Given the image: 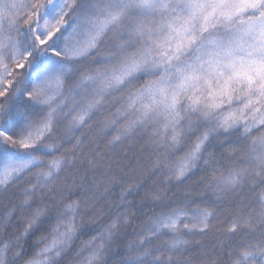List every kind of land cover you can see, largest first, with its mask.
<instances>
[{
	"label": "snow or ice",
	"instance_id": "obj_1",
	"mask_svg": "<svg viewBox=\"0 0 264 264\" xmlns=\"http://www.w3.org/2000/svg\"><path fill=\"white\" fill-rule=\"evenodd\" d=\"M0 198V264H264V0H0Z\"/></svg>",
	"mask_w": 264,
	"mask_h": 264
},
{
	"label": "trees",
	"instance_id": "obj_2",
	"mask_svg": "<svg viewBox=\"0 0 264 264\" xmlns=\"http://www.w3.org/2000/svg\"><path fill=\"white\" fill-rule=\"evenodd\" d=\"M143 143L144 142L142 140H134L131 142L130 146L126 145L125 148L128 150L130 156L141 155V145H143ZM147 155H148L147 151H144L143 159L145 163L147 162L146 161ZM132 162L135 163V159H133ZM199 178H200L199 175H197L193 179L198 180ZM155 179L156 178L154 177L153 180ZM149 184H151V182H149ZM13 191H15V189ZM115 191L118 193L119 189H115ZM134 204L135 207L131 209L133 212H136L137 214L141 212L145 214H150L151 204H149L148 202L145 201L142 203L139 199H136L134 201ZM7 207H8L7 200L4 198H0V213H3L7 209ZM137 223H139V221H137ZM87 238H88L87 236L83 237V239H87ZM215 240H216V236L213 234H209V236L205 238V243L210 245L214 243ZM76 243L77 245H79L80 241H77ZM126 243H127L126 240L116 241V244L113 246L112 251L109 253L107 257V264H123V260L125 258L124 251H125ZM195 254H198L196 249H194V255ZM224 259L226 260V257H224Z\"/></svg>",
	"mask_w": 264,
	"mask_h": 264
}]
</instances>
